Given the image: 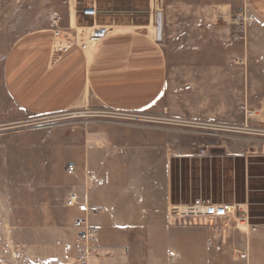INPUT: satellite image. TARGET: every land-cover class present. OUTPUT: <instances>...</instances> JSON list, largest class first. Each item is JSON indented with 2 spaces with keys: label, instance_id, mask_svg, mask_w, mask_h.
Segmentation results:
<instances>
[{
  "label": "rangeland",
  "instance_id": "obj_1",
  "mask_svg": "<svg viewBox=\"0 0 264 264\" xmlns=\"http://www.w3.org/2000/svg\"><path fill=\"white\" fill-rule=\"evenodd\" d=\"M75 6V0H0V264L40 263L49 244L51 254H57L69 241L73 216L65 198L74 190L75 174L67 175L66 167L89 151L92 132L112 131L113 124L125 131L130 145L136 130L161 133L156 136L163 145L170 204L195 199L245 204L250 224L263 228L264 132L253 131L255 120L246 121L245 114L264 110L259 103L264 98V26L252 20L242 31L232 27L225 47L169 52L157 107L122 111L76 103L51 113L22 109L5 87L9 50L31 33L68 26ZM241 13L252 16L245 8ZM228 144L239 147L230 150ZM215 148L224 152L212 154ZM141 167L145 173L146 164ZM207 222L169 226L194 230L191 240L183 231L171 233L181 262L234 264L237 256L243 258L246 232L252 231L229 219ZM205 230L214 233L212 238L204 236ZM159 255L165 252L153 254ZM51 264H58L56 256Z\"/></svg>",
  "mask_w": 264,
  "mask_h": 264
},
{
  "label": "crops",
  "instance_id": "obj_2",
  "mask_svg": "<svg viewBox=\"0 0 264 264\" xmlns=\"http://www.w3.org/2000/svg\"><path fill=\"white\" fill-rule=\"evenodd\" d=\"M243 8L253 16L254 24L264 26V0H104L98 4L96 19L106 32L101 41L88 51L74 47L58 55L52 50V30L22 37L5 58V87L22 109L38 113L65 110L76 103L148 110L158 106L164 90L168 53L183 47L227 46L232 27L239 31L247 27L229 22ZM157 13L161 17L159 41ZM83 21L75 11L69 13V24ZM239 61L244 64L246 58ZM245 118L255 120L253 131L264 132V110L246 111ZM112 126V131L92 132L89 151L73 164L72 174L66 171L75 174L74 190L68 196L77 197L72 207L66 206L65 198V207L73 216L71 238L60 244L57 254H51L49 244L43 249L47 254L42 261L33 264H51L55 256L58 264H75L80 245L73 223L78 218L96 229L89 264H184L171 233L183 231L191 240L194 230L169 227L177 224L168 223V177L161 138L156 136L161 133L136 130L130 145L125 131ZM228 146L230 150L239 147ZM141 163L146 164L145 173ZM94 206L100 208L97 215L88 210ZM205 232L204 236L212 238L214 233ZM246 236L240 250L245 254L241 259L237 256L239 261L234 264H264V229L248 231ZM164 252L163 257L153 256Z\"/></svg>",
  "mask_w": 264,
  "mask_h": 264
},
{
  "label": "built area",
  "instance_id": "obj_3",
  "mask_svg": "<svg viewBox=\"0 0 264 264\" xmlns=\"http://www.w3.org/2000/svg\"><path fill=\"white\" fill-rule=\"evenodd\" d=\"M101 1L104 0H75V3H79V6L78 8L75 6L74 11L84 21L80 24L70 23L64 27L57 26L52 30V50L54 53L61 55L74 47L88 51L105 37V30L96 23L98 4ZM253 19L252 16L240 13L230 17V23L237 27H244ZM74 168L73 164L67 165V174H72ZM76 203L77 197L71 193L66 200V206L72 207ZM245 207V204L213 203L210 200L195 199L189 203L171 204L167 214L168 223L182 224L190 223L192 220L229 219L241 230L256 231L260 226L250 224ZM88 210L92 215L100 213L98 206L88 207ZM73 224L77 229V238L80 245L75 263L89 264V257L94 252L90 244L95 239L96 229L82 218L76 219ZM261 227L264 228V225H261Z\"/></svg>",
  "mask_w": 264,
  "mask_h": 264
},
{
  "label": "water",
  "instance_id": "obj_4",
  "mask_svg": "<svg viewBox=\"0 0 264 264\" xmlns=\"http://www.w3.org/2000/svg\"><path fill=\"white\" fill-rule=\"evenodd\" d=\"M155 33H156V40H160L161 38V17H160V13L156 14L155 17ZM210 152L212 154H220L223 153L224 151L222 149H211Z\"/></svg>",
  "mask_w": 264,
  "mask_h": 264
}]
</instances>
